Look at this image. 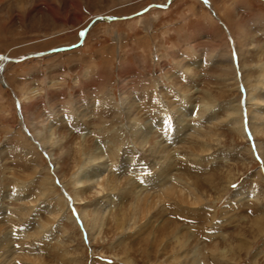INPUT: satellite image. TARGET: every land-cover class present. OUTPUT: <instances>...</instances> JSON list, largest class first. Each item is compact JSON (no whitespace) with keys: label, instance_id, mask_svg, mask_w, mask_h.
Returning <instances> with one entry per match:
<instances>
[{"label":"rangeland","instance_id":"1","mask_svg":"<svg viewBox=\"0 0 264 264\" xmlns=\"http://www.w3.org/2000/svg\"><path fill=\"white\" fill-rule=\"evenodd\" d=\"M230 6L0 0V264H264V0Z\"/></svg>","mask_w":264,"mask_h":264},{"label":"crops","instance_id":"2","mask_svg":"<svg viewBox=\"0 0 264 264\" xmlns=\"http://www.w3.org/2000/svg\"><path fill=\"white\" fill-rule=\"evenodd\" d=\"M211 2L215 8L217 16L225 22L230 23L232 26L235 25L234 27H236V24L231 23L233 19H230L231 13H234L230 4H232L234 0H211Z\"/></svg>","mask_w":264,"mask_h":264},{"label":"bare ground","instance_id":"3","mask_svg":"<svg viewBox=\"0 0 264 264\" xmlns=\"http://www.w3.org/2000/svg\"><path fill=\"white\" fill-rule=\"evenodd\" d=\"M96 16H97V17H104V15H102V14H100V15H96ZM108 17H109V16H108ZM85 33H86V32H85ZM4 59H6V56L3 58V60H2V62H1V64H0V67L3 66V64H4V63H3V62H4ZM100 157H102V156L100 155ZM101 166H102V165H101ZM102 168H104V167H101V169H102ZM104 169H105V168H104ZM99 173H100V172H99ZM98 175H99V174H98ZM91 179H92V178H91Z\"/></svg>","mask_w":264,"mask_h":264},{"label":"water","instance_id":"4","mask_svg":"<svg viewBox=\"0 0 264 264\" xmlns=\"http://www.w3.org/2000/svg\"><path fill=\"white\" fill-rule=\"evenodd\" d=\"M159 6V5H158ZM143 11H141V12H139V13H137V14H140V13H142ZM109 18V17H108ZM121 18H123V17H121ZM111 19V18H110ZM87 30H85V32H86Z\"/></svg>","mask_w":264,"mask_h":264}]
</instances>
